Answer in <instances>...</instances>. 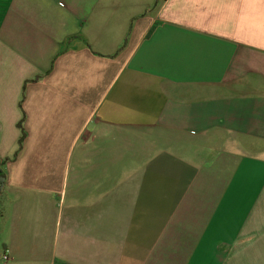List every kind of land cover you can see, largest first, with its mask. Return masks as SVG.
Here are the masks:
<instances>
[{
	"label": "crops",
	"instance_id": "obj_1",
	"mask_svg": "<svg viewBox=\"0 0 264 264\" xmlns=\"http://www.w3.org/2000/svg\"><path fill=\"white\" fill-rule=\"evenodd\" d=\"M0 178V264H264V0H0Z\"/></svg>",
	"mask_w": 264,
	"mask_h": 264
},
{
	"label": "built area",
	"instance_id": "obj_2",
	"mask_svg": "<svg viewBox=\"0 0 264 264\" xmlns=\"http://www.w3.org/2000/svg\"><path fill=\"white\" fill-rule=\"evenodd\" d=\"M10 259H11V257L8 254L4 255V257H3L4 261H9Z\"/></svg>",
	"mask_w": 264,
	"mask_h": 264
},
{
	"label": "trees",
	"instance_id": "obj_3",
	"mask_svg": "<svg viewBox=\"0 0 264 264\" xmlns=\"http://www.w3.org/2000/svg\"><path fill=\"white\" fill-rule=\"evenodd\" d=\"M0 181H1V178H0Z\"/></svg>",
	"mask_w": 264,
	"mask_h": 264
}]
</instances>
